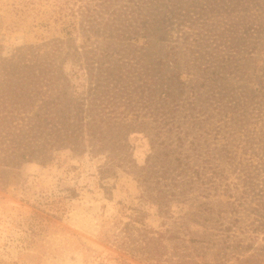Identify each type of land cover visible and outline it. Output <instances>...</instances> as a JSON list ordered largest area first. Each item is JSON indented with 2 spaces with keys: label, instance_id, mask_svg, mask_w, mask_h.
Wrapping results in <instances>:
<instances>
[{
  "label": "rangeland",
  "instance_id": "1",
  "mask_svg": "<svg viewBox=\"0 0 264 264\" xmlns=\"http://www.w3.org/2000/svg\"><path fill=\"white\" fill-rule=\"evenodd\" d=\"M91 1V10H103L110 20L116 10L138 4L113 0L105 10L101 0ZM57 5L58 0H0V101L22 71L11 58L36 47L46 48L41 58L59 76L88 83V59L72 55L83 35L61 38L54 23ZM153 9L167 22L152 39L148 58L174 74H224L223 100L248 105L250 126L261 110L263 119L253 130L262 135L264 0H162ZM84 35L96 45L97 34ZM186 112L179 113L181 137L129 122L114 132L120 148L95 140L81 150L63 145L48 163L38 152L21 157L34 143L0 149V264H152L99 238L107 220L128 221L137 214L165 233L163 264H264V216L254 210L251 192L243 194L239 171L221 150L223 132L218 137L217 128L204 131L205 115ZM207 149L211 161H201ZM202 165L212 181L197 177ZM170 234L176 238L168 239Z\"/></svg>",
  "mask_w": 264,
  "mask_h": 264
},
{
  "label": "trees",
  "instance_id": "2",
  "mask_svg": "<svg viewBox=\"0 0 264 264\" xmlns=\"http://www.w3.org/2000/svg\"><path fill=\"white\" fill-rule=\"evenodd\" d=\"M112 1L101 0L105 4L102 9H108ZM137 1L134 10L114 9L118 13L110 20L103 10H91V0H58L56 31L69 41L76 34L83 35L72 55L77 61L88 59L90 71L84 73L88 83L74 84L68 76H59L41 58L46 53L44 46L23 52L20 59L11 58L13 68L22 71L14 70L18 77L0 101V149H21L22 144L34 143L29 150L23 149L21 157L28 159L38 152L41 162L48 163L54 160L52 151L63 145L81 150L86 141L95 140L107 144L106 148L115 144L120 148L114 132L129 127V122L181 137L179 113L184 108L194 115L192 111L197 110L205 115L204 131L217 128L218 137L223 132L221 150L235 163L243 194L251 192L256 200L254 210L263 217L264 133L257 136L253 130L263 119L261 110L251 123L255 127L250 126L248 105L223 100L219 87L224 74H174L165 70L161 61H151L147 53L152 46L148 47L163 33L167 21L153 14L154 6L162 0ZM89 31L97 34L96 45L89 44L92 36L84 35ZM95 53L103 54L96 57ZM206 89L213 99L205 97ZM209 152L207 149L205 157H199L201 161H211L213 153ZM196 174L205 181L206 166L196 167ZM213 179L212 175L207 177L208 181ZM164 237L163 231L149 227L144 216L137 214L128 221L122 216L107 220L99 238L135 259L163 264ZM167 238L176 237L170 234Z\"/></svg>",
  "mask_w": 264,
  "mask_h": 264
}]
</instances>
